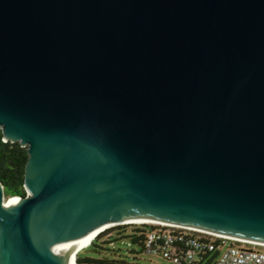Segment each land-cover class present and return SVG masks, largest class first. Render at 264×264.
<instances>
[{
	"label": "water",
	"instance_id": "1",
	"mask_svg": "<svg viewBox=\"0 0 264 264\" xmlns=\"http://www.w3.org/2000/svg\"><path fill=\"white\" fill-rule=\"evenodd\" d=\"M0 129V264L104 220L264 244V0H0Z\"/></svg>",
	"mask_w": 264,
	"mask_h": 264
},
{
	"label": "built area",
	"instance_id": "2",
	"mask_svg": "<svg viewBox=\"0 0 264 264\" xmlns=\"http://www.w3.org/2000/svg\"><path fill=\"white\" fill-rule=\"evenodd\" d=\"M120 226L145 229L142 251L167 264H264V251L260 250L264 246L260 244L170 224Z\"/></svg>",
	"mask_w": 264,
	"mask_h": 264
},
{
	"label": "trees",
	"instance_id": "3",
	"mask_svg": "<svg viewBox=\"0 0 264 264\" xmlns=\"http://www.w3.org/2000/svg\"><path fill=\"white\" fill-rule=\"evenodd\" d=\"M28 161L27 149L19 143L12 144L4 142V134L0 129V182L4 186L5 195L7 197L27 196L25 189V167ZM146 228V227H145ZM145 229L133 226H119L113 228L107 233L100 234V237L89 243L90 247H97V242L102 241L103 244L111 243L113 235L118 238L128 237L132 244L141 248L144 240ZM87 245V247L89 246ZM78 264H115L106 260L77 259Z\"/></svg>",
	"mask_w": 264,
	"mask_h": 264
},
{
	"label": "rangeland",
	"instance_id": "4",
	"mask_svg": "<svg viewBox=\"0 0 264 264\" xmlns=\"http://www.w3.org/2000/svg\"><path fill=\"white\" fill-rule=\"evenodd\" d=\"M9 198L6 196L7 201ZM79 256L82 259L106 260L115 264H167L161 258L144 253L139 246L132 244L128 237L118 238L116 235H113L111 243L103 244L98 241L97 247H85Z\"/></svg>",
	"mask_w": 264,
	"mask_h": 264
},
{
	"label": "bare ground",
	"instance_id": "5",
	"mask_svg": "<svg viewBox=\"0 0 264 264\" xmlns=\"http://www.w3.org/2000/svg\"><path fill=\"white\" fill-rule=\"evenodd\" d=\"M18 199L17 197H12L8 201H5V204L10 203L11 201ZM125 224H168V223H162L159 221H152V220H143V219H137V220H130V221H100L94 225H92L85 233H83L76 241H74L71 245L67 246L64 250L60 252V259L62 263L64 264H78L76 262V257H78L79 253L81 250H83L89 243L94 241L96 238L100 237L99 235L108 231L109 229H112L114 227L120 226V225H125ZM173 225V224H170ZM175 226L182 227V228H190L194 229L197 231H204L198 228H193L185 225H177ZM205 232V231H204ZM208 232V231H206ZM211 233V232H210ZM215 234V233H214ZM223 236V235H222ZM228 237V236H227ZM233 238V237H229ZM236 239V238H233ZM236 240H241L244 242H249L252 244H260L263 245L262 243H256L252 241H247L243 239H236Z\"/></svg>",
	"mask_w": 264,
	"mask_h": 264
},
{
	"label": "flooded vegetation",
	"instance_id": "6",
	"mask_svg": "<svg viewBox=\"0 0 264 264\" xmlns=\"http://www.w3.org/2000/svg\"><path fill=\"white\" fill-rule=\"evenodd\" d=\"M118 264H127V263L122 262V263H118Z\"/></svg>",
	"mask_w": 264,
	"mask_h": 264
},
{
	"label": "clouds",
	"instance_id": "7",
	"mask_svg": "<svg viewBox=\"0 0 264 264\" xmlns=\"http://www.w3.org/2000/svg\"><path fill=\"white\" fill-rule=\"evenodd\" d=\"M76 262H77V260H76Z\"/></svg>",
	"mask_w": 264,
	"mask_h": 264
}]
</instances>
